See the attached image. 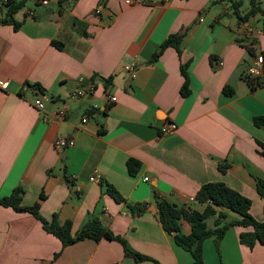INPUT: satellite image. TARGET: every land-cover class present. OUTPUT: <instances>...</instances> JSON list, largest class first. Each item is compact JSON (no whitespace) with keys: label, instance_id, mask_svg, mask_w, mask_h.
I'll return each mask as SVG.
<instances>
[{"label":"crops","instance_id":"0c3cea01","mask_svg":"<svg viewBox=\"0 0 264 264\" xmlns=\"http://www.w3.org/2000/svg\"><path fill=\"white\" fill-rule=\"evenodd\" d=\"M67 1L40 3L34 15L28 11L34 3L27 1L15 13L18 28L0 22V80L8 81L0 85V195L22 185L24 203L39 200L42 215L71 219L74 232L98 217L161 264L194 259L164 228L156 193L188 203L202 184L222 180L249 196L252 214L264 221V198L256 187V176L264 177L257 141L264 142V124L254 122L264 114V84L253 89L245 78L256 54L264 52V0L247 22L231 0ZM249 7L244 0L242 10ZM185 28L181 52L170 45L151 60L170 33ZM253 37L254 53L247 48ZM133 62L135 77L125 68ZM185 62L188 95L180 91ZM28 83H40L43 91ZM89 84L95 85L92 93L71 95ZM38 97L43 109L35 104ZM169 121L178 127L163 132ZM59 136L75 144L59 146ZM130 158L141 163L136 173L128 169ZM95 173L100 177L92 180ZM109 184L126 200H117ZM129 202L147 206L136 213ZM223 209L229 219L239 217ZM208 223L213 227L214 217ZM182 228L189 232L191 225L184 220ZM250 228L231 225L219 244L213 235L206 238L204 264H264V244L251 249L240 240ZM0 264L156 263L126 256L115 238L85 237L63 246L35 214L0 203Z\"/></svg>","mask_w":264,"mask_h":264},{"label":"trees","instance_id":"16d2710c","mask_svg":"<svg viewBox=\"0 0 264 264\" xmlns=\"http://www.w3.org/2000/svg\"><path fill=\"white\" fill-rule=\"evenodd\" d=\"M28 0H9L8 7L5 8V4L0 6V11H5V16L0 18V22H11L15 28H18L21 21L15 18V13L26 5ZM64 0H60L62 3ZM244 0H231V7L237 14L238 18L242 21L249 19L251 15L262 11L260 0H249L250 7L247 11L242 10ZM34 6L41 2H33ZM187 28L182 31L170 33L159 45L158 49L153 53L151 58L155 61L160 57L164 50L172 45L177 48L179 52L182 50L184 39L186 36ZM55 44L57 40L53 41ZM255 37L252 38L251 43L247 44V48L250 52H255ZM264 54V52H263ZM189 62L181 64V71L184 75V80L181 86V94L188 95L191 93L190 76L188 73ZM245 78L251 88H256L264 84L262 77H252L248 72L245 73ZM112 81V77L109 76L105 79L106 85H109ZM37 91H43V86L40 83H28ZM226 92H234L230 86H225ZM254 122L257 125L264 124V114H259L254 117ZM260 146V151L264 154V142L257 140ZM141 163L138 159L130 158L128 160V169L131 173H136ZM229 163H220V169L226 170ZM256 187L258 192L264 198V177L256 176ZM108 191L119 201L126 200L125 197L119 192V190L112 184L108 185ZM25 189L22 185H17L13 188L10 194L1 196L0 203L8 206H13L20 211H30L35 214L41 221L43 226L50 232L56 234L63 243V246L73 243L85 237H92L96 240L102 237L115 238L122 241L125 249V254L128 257L134 258L138 262L152 260L156 264L160 262L152 259L151 257L144 255L136 250L129 244L127 239L114 233L111 229L106 227L100 218L92 217L85 224H83L75 232L73 231V223L71 219L61 221L57 213L52 218H47L40 212V201H36L32 204H26L23 202ZM41 198L45 197V193H41ZM156 203L158 207L159 219L162 222L164 228L174 235L175 241L184 247V249L191 252L193 256V264H204V241L209 236H214L216 243L222 240L229 227L233 224H240L243 226L251 227L248 230L240 233V240L242 243L247 244L251 249L257 244H264V221L256 218L250 208L252 205V199L239 191L238 189L230 186L225 181L216 180L208 181L200 186L198 189L195 200L188 203H179L168 197L162 196L156 193ZM201 205L202 207L198 206ZM130 208L136 212L141 213L145 210L147 203H133L129 202ZM235 211L239 214L237 219H229L228 213L225 209ZM214 217V226H209L208 218ZM187 220L191 229L189 232H185L182 228L183 221ZM59 255L56 254L55 257Z\"/></svg>","mask_w":264,"mask_h":264},{"label":"built area","instance_id":"2783aa9c","mask_svg":"<svg viewBox=\"0 0 264 264\" xmlns=\"http://www.w3.org/2000/svg\"><path fill=\"white\" fill-rule=\"evenodd\" d=\"M9 0H0V3H2L3 5L5 3H7ZM33 2H36V1H39L41 2L42 4H47L49 2V0H32ZM127 4L129 5H134V4H138V3H143L147 0H125ZM103 9V4H99L97 7H96V10L95 12L96 13H100ZM29 13L34 15L36 13V9H35V6H32L29 8ZM203 19V18H202ZM220 63L222 64L223 61H220ZM126 70L129 71L131 73V75L133 77H135L137 75V71H138V65L137 63L133 62V63H129L125 66ZM264 71V54L261 52V53H257L256 56H255V60L253 62V64L250 65L249 67V70H248V73L252 76V77H261L262 76V73ZM0 85L2 87H7L8 85V81H5V80H0ZM95 89V85L94 84H89L87 86H83V87H80V88H76L74 89L72 92H71V95L74 96V97H80V96H83V95H86V94H89V93H92ZM110 99L111 100H116L117 99V96L116 95H112L110 96ZM35 104L38 108L40 109H43L44 106H45V103H44V100L43 98L41 97H38L35 101ZM97 105V104H95ZM57 113L59 115H64L65 113V107H62L60 108ZM88 117L85 116L83 118V120H87ZM178 127V124L176 121H169V122H166L162 125V131L163 132H169V131H172V130H175L176 128ZM56 143L59 145V146H70V145H74L75 144V139L72 138V137H65V136H59ZM100 175L99 173H95L91 176V179L92 180H96V179H99ZM145 179H149V176H145ZM191 200H195V196H192L191 197Z\"/></svg>","mask_w":264,"mask_h":264},{"label":"rangeland","instance_id":"374dc122","mask_svg":"<svg viewBox=\"0 0 264 264\" xmlns=\"http://www.w3.org/2000/svg\"><path fill=\"white\" fill-rule=\"evenodd\" d=\"M28 1H30V2H32V0H28ZM245 3H248V0H245ZM251 17V16H250ZM250 17H249V19H250ZM248 19V20H249ZM254 18H252L251 20H253ZM248 20H246L245 22H247Z\"/></svg>","mask_w":264,"mask_h":264},{"label":"water","instance_id":"95a60500","mask_svg":"<svg viewBox=\"0 0 264 264\" xmlns=\"http://www.w3.org/2000/svg\"><path fill=\"white\" fill-rule=\"evenodd\" d=\"M67 2H68V1H67V0H65V3H67ZM4 6H5V8H7V7H8V5H7V4H5Z\"/></svg>","mask_w":264,"mask_h":264}]
</instances>
